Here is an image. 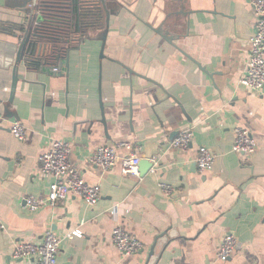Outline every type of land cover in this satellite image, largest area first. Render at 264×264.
Segmentation results:
<instances>
[{
	"label": "crops",
	"instance_id": "crops-1",
	"mask_svg": "<svg viewBox=\"0 0 264 264\" xmlns=\"http://www.w3.org/2000/svg\"><path fill=\"white\" fill-rule=\"evenodd\" d=\"M23 1L0 0V24L26 22L31 5L25 11ZM107 9L105 40L98 38L103 30L94 32L70 49L64 75L23 62L11 103L13 68L0 47V264H34L12 257L17 243L78 229L82 237L63 242L57 264H150L154 248V264H264V89L239 84L255 31L251 4L107 0ZM160 26L175 36L172 42L156 33ZM0 42L18 39L0 28ZM13 122L27 128L25 142L11 134ZM237 127L251 131L253 155L233 152ZM185 130L194 134L189 151L172 149ZM52 140L69 142L72 163L101 186L96 206L71 196L54 208L25 210L23 198H43L54 180L38 163ZM119 142L140 147L154 168L138 178L124 176L120 165L104 174L90 162L97 147ZM200 147L217 156L210 172L196 165ZM160 182L174 188L172 196ZM118 225L144 244L138 254L116 249ZM227 233L238 248L220 262Z\"/></svg>",
	"mask_w": 264,
	"mask_h": 264
},
{
	"label": "built area",
	"instance_id": "built-area-1",
	"mask_svg": "<svg viewBox=\"0 0 264 264\" xmlns=\"http://www.w3.org/2000/svg\"><path fill=\"white\" fill-rule=\"evenodd\" d=\"M256 18L255 31L250 40V50L247 58L246 70L240 78L239 84L252 92H262L264 89V0H248ZM53 74H59V69L53 67ZM233 152L242 155H253L257 144L251 131L245 127L235 128ZM11 134L19 142L27 140L28 130L21 122H13ZM194 134L192 130L180 132L171 142L170 147L182 152H188L192 146ZM126 149V156L120 155V150ZM141 148L130 142H119L116 145L99 146L91 152L90 162L105 174L111 172L118 165L124 176H140ZM72 145L63 140H52L45 152L38 157L39 171L54 180L50 184L49 192L43 198L26 196L23 207L28 212H36L43 207L54 208L59 201L71 196L79 197L88 207H94L102 198L100 185H91L82 176L78 168L71 161ZM217 156L206 147H200L196 165L202 172L214 169ZM162 191L172 196L174 188L164 182L159 183ZM4 229V227H2ZM80 229L66 236H59L53 231L45 234L41 242H19L15 246L12 257L15 260H33L34 264H57L62 244L66 239L82 237ZM113 244L123 255L129 256L139 253L144 244L128 231L123 225L114 228ZM238 248V241L233 233L223 237L217 252V260L229 261Z\"/></svg>",
	"mask_w": 264,
	"mask_h": 264
},
{
	"label": "trees",
	"instance_id": "trees-1",
	"mask_svg": "<svg viewBox=\"0 0 264 264\" xmlns=\"http://www.w3.org/2000/svg\"><path fill=\"white\" fill-rule=\"evenodd\" d=\"M36 13L41 21L36 25L32 38L47 45L41 62L31 58L28 67L40 69L58 66V57L64 60L68 51L80 44L91 33L106 28V15L101 0H38ZM9 34L23 35L26 26L0 24Z\"/></svg>",
	"mask_w": 264,
	"mask_h": 264
},
{
	"label": "water",
	"instance_id": "water-1",
	"mask_svg": "<svg viewBox=\"0 0 264 264\" xmlns=\"http://www.w3.org/2000/svg\"><path fill=\"white\" fill-rule=\"evenodd\" d=\"M38 0H24L23 1V10L27 11L29 8V5H31L30 8V15L26 17V22L22 23L21 25L26 26V32L20 37L19 34H9L11 37L17 38L18 43L17 44H12V43H6L3 45L2 42H0V47L2 48H7V61L5 63L6 67H12L13 68V82L11 86V97H10V103L13 102L15 92L17 89V85L19 82V70L21 65L24 63H28L30 58L34 62H41L44 56L46 55L47 52V45L44 43L38 42L35 39L32 38V28L33 24H38L41 21V17L36 13L37 5H38ZM102 6L105 11L106 15V28L103 30V32L100 34L98 37L101 40H105L106 38V29L108 30L109 27V20H110V14L111 11L107 9V0H101ZM184 14V13H183ZM36 28L34 29L35 32ZM157 34H159L162 38L167 40L168 42H172V40L175 39V36L171 34L169 31H166L164 29V26H160L158 29L155 30ZM35 34V33H34ZM90 34L86 36L83 40L89 39ZM82 40V41H83ZM70 51V50H69ZM68 51V53H69ZM58 66H55L59 69V75H64L63 73V68L69 67V62L68 59L66 61L60 60L58 57ZM28 66V65H26ZM46 67L41 66L40 71H44ZM140 176L145 177L153 168H154V163H152L149 159H143L140 162ZM167 234L161 235L158 239L162 240L165 238ZM164 242V241H163ZM155 248L152 250L150 256H149V263L154 264L155 260H157L156 255H155Z\"/></svg>",
	"mask_w": 264,
	"mask_h": 264
},
{
	"label": "bare ground",
	"instance_id": "bare-ground-1",
	"mask_svg": "<svg viewBox=\"0 0 264 264\" xmlns=\"http://www.w3.org/2000/svg\"><path fill=\"white\" fill-rule=\"evenodd\" d=\"M138 254V253H137ZM135 255V254H134ZM129 256H131V255H129ZM221 262V261H220Z\"/></svg>",
	"mask_w": 264,
	"mask_h": 264
}]
</instances>
